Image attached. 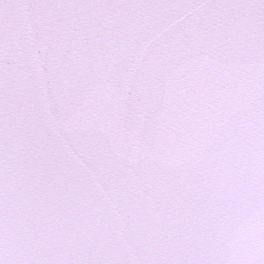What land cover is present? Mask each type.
I'll use <instances>...</instances> for the list:
<instances>
[{
	"label": "snow or ice",
	"instance_id": "snow-or-ice-1",
	"mask_svg": "<svg viewBox=\"0 0 264 264\" xmlns=\"http://www.w3.org/2000/svg\"><path fill=\"white\" fill-rule=\"evenodd\" d=\"M0 264H264V0H0Z\"/></svg>",
	"mask_w": 264,
	"mask_h": 264
}]
</instances>
